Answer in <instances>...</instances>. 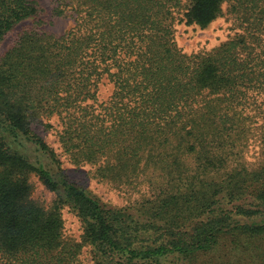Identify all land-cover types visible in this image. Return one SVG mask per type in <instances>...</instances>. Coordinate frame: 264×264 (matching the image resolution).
Returning a JSON list of instances; mask_svg holds the SVG:
<instances>
[{
	"label": "trees",
	"instance_id": "16d2710c",
	"mask_svg": "<svg viewBox=\"0 0 264 264\" xmlns=\"http://www.w3.org/2000/svg\"><path fill=\"white\" fill-rule=\"evenodd\" d=\"M225 2L227 39L178 44L176 24L204 28ZM50 4L72 19L60 34L36 0H0V47L32 19L0 52V264H264V0ZM53 115L70 162L139 198L113 206L69 179L32 128Z\"/></svg>",
	"mask_w": 264,
	"mask_h": 264
},
{
	"label": "rangeland",
	"instance_id": "374dc122",
	"mask_svg": "<svg viewBox=\"0 0 264 264\" xmlns=\"http://www.w3.org/2000/svg\"><path fill=\"white\" fill-rule=\"evenodd\" d=\"M41 7L45 10V14L42 15L46 20L40 28L54 32L62 33L72 25V19L70 17H55L50 15L51 4L50 0H36ZM32 19H26L19 22L13 31L6 36L1 43L0 52L4 51L13 41V36L16 32L22 28L31 26ZM177 41L179 45H182L184 49L189 52L192 50L206 49L218 45L223 40L227 39L232 34L231 17L227 13V3L222 5V14L215 18L210 24L204 28H200L195 24H184L183 22L176 24ZM111 92V84L103 79L98 88V97L100 100H105ZM45 123H50L53 127H47ZM57 127V120L55 116L43 117L38 122L32 124L33 130L39 134L50 146H52L60 155L63 161V167L69 179L77 184L85 187L93 195L99 197L102 201L113 206H127L131 202L138 199L142 189L137 188L133 190H123L114 188L107 184L105 181L98 180L93 176V165L76 164L70 162L69 159L62 153L55 128ZM35 189L33 191V197L41 200H49L50 193L36 181ZM65 217V229L66 234L72 236H78L80 233L79 223L76 216L70 211H64ZM88 264H91L90 258Z\"/></svg>",
	"mask_w": 264,
	"mask_h": 264
}]
</instances>
